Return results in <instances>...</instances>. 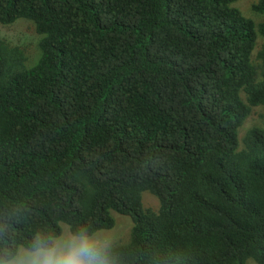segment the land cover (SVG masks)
Wrapping results in <instances>:
<instances>
[{
  "label": "trees",
  "instance_id": "1",
  "mask_svg": "<svg viewBox=\"0 0 264 264\" xmlns=\"http://www.w3.org/2000/svg\"><path fill=\"white\" fill-rule=\"evenodd\" d=\"M239 1L0 0L43 36L31 69L0 40V246L116 213L112 264H264V0Z\"/></svg>",
  "mask_w": 264,
  "mask_h": 264
},
{
  "label": "clouds",
  "instance_id": "2",
  "mask_svg": "<svg viewBox=\"0 0 264 264\" xmlns=\"http://www.w3.org/2000/svg\"><path fill=\"white\" fill-rule=\"evenodd\" d=\"M6 231V225L0 228ZM0 264H112V260L106 242L86 226L67 231L40 226L28 239L0 246Z\"/></svg>",
  "mask_w": 264,
  "mask_h": 264
},
{
  "label": "rangeland",
  "instance_id": "3",
  "mask_svg": "<svg viewBox=\"0 0 264 264\" xmlns=\"http://www.w3.org/2000/svg\"><path fill=\"white\" fill-rule=\"evenodd\" d=\"M260 0H240L235 4L245 15L257 20V17L250 11L251 6ZM43 36L38 35L35 31L34 24L26 19H19L13 24H0V40L5 41L11 47L19 48L27 57L24 67L26 69L33 68L41 55L39 43ZM261 44V42H260ZM262 113L261 108H255L252 116L245 122L244 126L239 131V136L242 137L244 132L250 127L260 122L259 114ZM142 203L144 208H150L155 211L159 209V200L152 193L145 191L142 195ZM116 225L109 230H101L96 234L106 242V245L125 244L129 241L133 222L130 217L119 214H114ZM69 227L63 225V230L67 231ZM247 264H255L249 260Z\"/></svg>",
  "mask_w": 264,
  "mask_h": 264
}]
</instances>
